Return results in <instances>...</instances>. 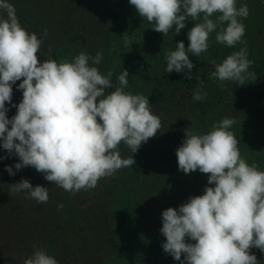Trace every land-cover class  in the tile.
<instances>
[{"label":"clouds","instance_id":"obj_1","mask_svg":"<svg viewBox=\"0 0 264 264\" xmlns=\"http://www.w3.org/2000/svg\"><path fill=\"white\" fill-rule=\"evenodd\" d=\"M129 3L163 36L170 31L178 35L189 20L195 22L187 34L188 47L180 41L175 50L166 52V73L187 69L185 75L192 79L194 64L189 53L196 57L206 53L213 32L218 44L229 48L246 44L242 20L248 17L249 8L237 7V0ZM42 44L36 33L22 27L14 5L0 0V146L9 156L19 157L16 170L33 167L47 181L71 193L93 189L101 178L135 164L133 155L121 157L119 146L123 143L136 153L142 143L157 135L161 120L152 113L149 97L125 90L127 70L117 76V85L112 82L113 70L106 74L99 70L102 51L94 57L80 52L70 60L57 62L49 56L41 62ZM210 63L215 70L209 79L219 80L222 86L225 81L243 86L256 80L249 71L254 62L248 59L247 47L220 63ZM17 81H21L22 100L13 105L17 112L9 119L6 102L11 104ZM202 87L201 82L194 101L206 98ZM110 88L114 91L107 92ZM235 123L226 117L206 133L186 129L176 150L180 171L199 170L208 175V185H214L206 186L202 195L190 197L178 209L169 207L162 212L160 231L166 238L162 248L180 264H258L250 250L255 247L264 252V171L241 156L231 131ZM6 170L15 174L12 166ZM10 191L24 193L26 199L38 203L49 200L48 188L33 187L27 179L10 184ZM33 247L36 250L23 264H58L45 249Z\"/></svg>","mask_w":264,"mask_h":264},{"label":"trees","instance_id":"obj_2","mask_svg":"<svg viewBox=\"0 0 264 264\" xmlns=\"http://www.w3.org/2000/svg\"><path fill=\"white\" fill-rule=\"evenodd\" d=\"M8 2L14 5L22 27L43 40L38 53L41 62L49 56L59 62L80 52L94 57L102 51L99 70L104 74L113 70L114 85L121 71L127 70L125 90L149 97L151 111L162 126L134 154L121 143V157L133 155L135 159L132 167L76 193L47 181L33 167L16 170L19 157L9 156L0 146V264H23L36 250L33 245L45 249L58 264H180L162 248L166 242L160 231L162 212L178 209L190 197L202 195L206 186H214L208 185V175L199 170L190 174L179 170L176 150L185 139V130L206 133L223 118L235 119L231 131L241 156L264 171V0H237V7L249 8L242 20L246 44L229 48L218 44L216 33H211L206 53L199 57L189 53L194 64L192 79L185 75L187 69L166 73L164 57L176 49L177 42L188 47L187 34L194 21L189 20L178 35L170 31L163 36L138 15L129 0ZM241 47H247L248 59L254 62L249 71L256 80L243 86L225 81L222 86L219 80L209 79L215 70L210 61L220 63ZM20 82L13 85L11 104L6 102L9 119L17 112L13 105L22 100ZM201 82L207 96L194 101ZM6 166H12L15 174L10 175ZM22 179L33 187L48 188L47 203L12 193L10 184ZM250 252L258 264H264V252L255 247Z\"/></svg>","mask_w":264,"mask_h":264}]
</instances>
